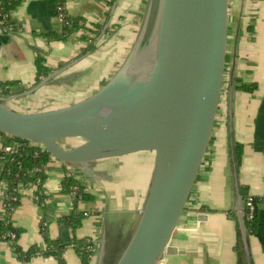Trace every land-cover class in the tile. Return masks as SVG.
Instances as JSON below:
<instances>
[{
	"label": "crops",
	"instance_id": "0c3cea01",
	"mask_svg": "<svg viewBox=\"0 0 264 264\" xmlns=\"http://www.w3.org/2000/svg\"><path fill=\"white\" fill-rule=\"evenodd\" d=\"M109 1L63 0L69 16L81 17L87 24L103 25L93 41L94 48L86 50L87 43L74 33L53 40L45 35L48 31L58 36L64 32L63 22L56 14V0H20L9 15L13 30L0 28V82L15 80L14 92L37 84V51L45 58L50 73H57L37 91H23L15 96L11 101L19 110L49 109L77 102L116 71L134 40L146 0ZM233 76L256 83L257 88L252 92L238 90L232 83ZM230 85L233 139L243 146L239 183L247 186L249 195L264 197V0H228L225 74L214 126L186 208L170 240L174 251L164 254L159 264H243L228 147ZM3 141L4 136L0 135V148ZM70 142L63 144L71 145ZM149 155L137 152L99 160L94 163V169L102 176L99 179L79 173V182L94 196L90 201L80 200L81 210L74 209L77 202L72 193L61 191L68 166L51 157L45 166L42 202L35 184L18 186L20 203L13 210L11 221L18 230L19 246L25 250L32 245L47 247L40 230L43 221L50 239L68 244L62 254L64 264H80L71 245L74 239H98L105 220L116 221L126 232L143 204L153 170V157ZM3 165L0 157V175ZM0 193L5 194V185L0 184ZM202 206L204 209H200ZM75 210L86 215L81 225L72 229L66 217ZM3 212L0 205V217ZM80 229L84 230L79 233ZM248 234L252 264H264V205L259 208L256 230ZM0 264L60 263L53 255H36L21 261L13 243L7 240L0 241Z\"/></svg>",
	"mask_w": 264,
	"mask_h": 264
},
{
	"label": "water",
	"instance_id": "95a60500",
	"mask_svg": "<svg viewBox=\"0 0 264 264\" xmlns=\"http://www.w3.org/2000/svg\"><path fill=\"white\" fill-rule=\"evenodd\" d=\"M228 0H146L134 40L108 80L64 106L19 110L0 95V132L40 146L68 167L102 178L94 163L137 152L153 154L142 207L123 232L104 221L91 264H159L186 208L206 152L221 96ZM49 73L31 94L48 84ZM229 88V155L243 264H252L233 150ZM74 142L64 145V141ZM119 238L117 242L115 238ZM117 242V243H116ZM116 243V244H115Z\"/></svg>",
	"mask_w": 264,
	"mask_h": 264
},
{
	"label": "trees",
	"instance_id": "16d2710c",
	"mask_svg": "<svg viewBox=\"0 0 264 264\" xmlns=\"http://www.w3.org/2000/svg\"><path fill=\"white\" fill-rule=\"evenodd\" d=\"M20 0H3L0 1V16L5 20L7 31H12L13 29L9 24V15L11 11L18 5ZM110 4L113 3V0L109 1ZM57 4L62 6L61 18L63 22V34L58 36L53 31H48L45 35L50 39H60L65 38L68 34H76L77 37L86 42V50H91L94 48L93 41L100 34L103 25L98 23H89L82 19L81 17H71L69 16L63 8V0H56ZM56 4V5H57ZM58 15V11L56 10ZM59 16V15H58ZM35 66H36V75L35 83H38L43 77L47 76L50 73V68L45 65V58L42 54L37 51L35 57ZM232 83L238 90H244L252 92L257 88L256 83H246L243 82L239 76L232 77ZM17 82L15 80H6L0 82V95L8 96L14 94L18 96L24 90H19L14 92L12 87L16 86ZM0 135L4 136L3 144H19V150L16 154H5L4 155V165L3 170L0 175V181L6 183L5 195L1 196L0 194V203L3 204V214L0 217V241L10 240L13 245L15 252L18 258L21 261H27L36 255L42 256H55L60 264H64L62 254L66 247V243L60 239H50L48 228L43 224V221L40 222V230L44 234V238L47 240V247L41 248L36 245L30 246L28 249H23L17 243L18 230L14 227L11 221V214L13 210L19 205L20 197L18 192V186L20 183L24 184H35L36 185V194L40 202H42L43 191L42 185L46 179L45 166L48 163L51 156L48 152L43 150L40 146L32 144L30 141L20 138L8 136L0 132ZM2 144V145H3ZM233 150L236 156V162L239 167L241 162V156L243 151V146L241 143L234 140ZM61 191L72 193L75 202L79 200L90 201L94 199L92 193L87 192L85 186L82 185L79 180L72 174H65L64 178L61 181ZM240 193L243 197V211H244V220L248 233H253L256 230L258 223V214L260 206L264 205V197H256L248 194V188L244 184H240ZM251 198L255 209L252 218H248V208L246 206V201ZM204 209V206L200 207ZM233 213L234 211H230ZM86 215L82 211H73L70 215L66 217V221L71 225L72 229L78 228L82 223V218ZM14 234V237L11 235ZM87 237L74 239L71 242V245L74 248L75 253L77 254L80 264H91L93 251L88 249L87 246L89 243L86 241Z\"/></svg>",
	"mask_w": 264,
	"mask_h": 264
},
{
	"label": "built area",
	"instance_id": "2783aa9c",
	"mask_svg": "<svg viewBox=\"0 0 264 264\" xmlns=\"http://www.w3.org/2000/svg\"><path fill=\"white\" fill-rule=\"evenodd\" d=\"M56 10L58 11L59 17L62 18L63 17L62 6L60 4L56 5ZM4 24H5V20L0 16V28L3 31H7V27ZM18 150H19V144H17V143H15V144H3L0 148V157H1L2 161L4 162V155L5 154H16V153H18ZM79 173L80 172L75 170L74 168L68 167L67 174H69V175L72 174L78 179L77 175ZM0 184L3 186L5 185V191H6V183L4 181H1ZM0 194H1V196L5 195L4 193H0ZM0 205L3 207V204L0 203ZM246 206L248 208V218H252L253 214H254L255 206H254L251 198H249L246 201ZM14 236H15L14 234L11 235V237H14ZM86 241L89 243L87 248L91 249L94 252L95 248H96V244H97V239L90 236V237L86 238Z\"/></svg>",
	"mask_w": 264,
	"mask_h": 264
},
{
	"label": "rangeland",
	"instance_id": "374dc122",
	"mask_svg": "<svg viewBox=\"0 0 264 264\" xmlns=\"http://www.w3.org/2000/svg\"><path fill=\"white\" fill-rule=\"evenodd\" d=\"M8 104L10 105V106H12L13 108H15V109H19V107H18V105H16L15 103H13L12 101H10V102H8ZM68 144V143H67ZM69 144H74V142H70ZM149 156L152 158L153 157V154L151 153V152H149ZM82 202L79 200L78 202H77V204L75 205V207H74V209H77V210H81L82 209ZM84 229H80L78 232L79 233H81L82 231H83Z\"/></svg>",
	"mask_w": 264,
	"mask_h": 264
},
{
	"label": "flooded vegetation",
	"instance_id": "af4514ba",
	"mask_svg": "<svg viewBox=\"0 0 264 264\" xmlns=\"http://www.w3.org/2000/svg\"><path fill=\"white\" fill-rule=\"evenodd\" d=\"M115 239H116L117 242L119 241V238L116 237ZM117 242H116V243H117ZM116 243H115V244H116Z\"/></svg>",
	"mask_w": 264,
	"mask_h": 264
}]
</instances>
